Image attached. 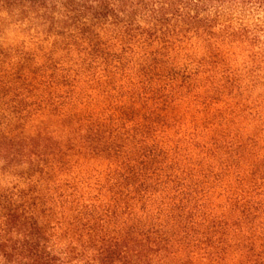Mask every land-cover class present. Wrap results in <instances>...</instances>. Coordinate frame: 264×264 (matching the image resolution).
<instances>
[{"label": "trees", "instance_id": "obj_1", "mask_svg": "<svg viewBox=\"0 0 264 264\" xmlns=\"http://www.w3.org/2000/svg\"><path fill=\"white\" fill-rule=\"evenodd\" d=\"M264 0H0V264H264Z\"/></svg>", "mask_w": 264, "mask_h": 264}, {"label": "rangeland", "instance_id": "obj_2", "mask_svg": "<svg viewBox=\"0 0 264 264\" xmlns=\"http://www.w3.org/2000/svg\"><path fill=\"white\" fill-rule=\"evenodd\" d=\"M262 28H263V30H264V12H263V14H262V26H261Z\"/></svg>", "mask_w": 264, "mask_h": 264}]
</instances>
